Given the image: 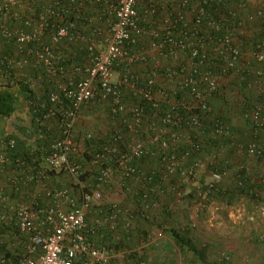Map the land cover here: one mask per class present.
<instances>
[{"label":"trees","instance_id":"trees-1","mask_svg":"<svg viewBox=\"0 0 264 264\" xmlns=\"http://www.w3.org/2000/svg\"><path fill=\"white\" fill-rule=\"evenodd\" d=\"M258 2L262 0H190L184 9L180 0H139L137 9L141 18L140 24L148 27L147 29L159 26L166 16L174 18L177 11L183 8L186 16L172 27L174 36L185 31L194 32L199 26L210 31L215 40L229 27L246 57L237 65L241 67V72L225 71L223 59L216 52L218 45L208 41L207 67L217 71L222 77L217 92L209 100L210 110L193 103L190 88L168 89L164 98L156 105L129 86H122L123 102L128 108L136 106L143 111L141 125L135 130L131 127L132 114L124 112L114 115L111 100L104 99L98 87L96 96L82 106L79 116L83 110L87 113V110L103 109L110 129L106 135L83 132L76 122L73 131L75 150L71 153L70 160L81 166L78 183L67 172L50 170L45 163V157L52 142L62 135L63 125L68 118L67 112L73 108L72 98L64 94L62 87L71 78L78 81L83 77V73L77 68L84 69L91 65L89 47L93 41L101 44L109 33L111 21L115 19L113 6L117 0H18L16 5L5 7L2 13L9 12L6 24L11 29L19 27L33 32L41 23L42 16L46 24L41 36L24 44H19L14 38L4 37L0 26V124L19 110L21 95L25 97L33 114L29 128L24 127L21 130L19 127L21 137L8 132V128L1 129L0 152L6 155V162L0 164V181L7 180L11 187L9 193L2 186L9 201L19 202L23 189L29 184L37 187L39 185L36 198L39 203L38 210L47 208L50 203L44 188H68L77 199H81L84 193H91L97 188L102 168L114 164L112 158L115 154L106 153L105 148L117 144L119 150L126 151L134 140L140 139L147 142L148 152L133 163L143 172L141 182L144 188L137 190L135 195V199L142 202L143 208L139 213L130 210L129 214L134 215L132 227L124 228L127 215H122L121 219L125 222H120L118 228L113 230L108 214L113 206H107V210L97 216V210H103L104 205L92 203V213L87 214L86 220L89 231H97L92 233L96 235L93 239L116 252L129 250L128 258L133 264H140L144 261L142 255L138 251H132L135 241L133 238L128 240L129 237L140 236L142 240L138 239V244L149 242L154 230L152 226H164L163 223H157V218L174 216L180 201L187 204L188 213L193 206L199 205L204 210L218 202L227 205V208L247 207L248 214L255 215L264 207V121L256 122L252 118L253 110L264 100V89L258 88L259 85L264 86V62H259L252 56L256 44L264 38V7H255ZM2 3L3 0H0V5ZM198 6H203L205 10L200 23H197L198 16L193 11ZM65 10L68 11L64 12ZM260 10L263 15L258 14ZM250 14H254L256 18L250 20ZM211 19L224 21L221 31L210 30ZM1 20L2 16L0 24ZM27 21L32 26L27 25ZM59 25L69 26V36L55 43L53 35ZM147 41L145 38L140 40L141 43L137 44L136 49H147ZM46 45H51L62 58L55 64L58 70L55 75L49 74L47 67L39 60V52ZM168 46L171 45L167 44ZM166 52H170L169 48ZM176 52L181 57L184 56L186 62L191 60L190 49ZM172 56L163 58V65H177L178 59ZM25 59L28 63L19 67V62ZM205 67L206 65L204 69ZM154 70L153 61L133 65L132 71L139 78V87H147ZM161 70L165 69L162 67ZM259 70L261 75L257 74ZM31 77L43 78L41 92L33 87ZM162 82L156 84V91L160 89ZM52 93L60 94L59 102L51 101ZM50 109L55 113L50 118H45V124L41 125L39 120ZM170 113L174 117H180V122L165 123L163 119ZM219 128H223L225 132H218ZM156 130H162V138L152 141ZM9 138L15 139V147L3 149L4 142ZM164 139L167 141L166 147H162ZM102 154L106 156L102 157ZM173 157L177 159L178 165L171 173ZM38 172H44V175ZM216 173L221 175L220 180L214 177ZM7 174L20 176L19 189L14 186L12 176L6 178ZM124 174L123 168L115 166V178L111 184H115L117 175ZM28 175H35L36 179L29 181L26 178ZM47 175L51 178L64 177L67 184L49 185ZM108 186L105 185L104 188ZM159 187H164V190L160 191ZM144 194L148 195L147 204ZM23 200L26 203L31 202L26 198ZM155 203L159 207H153ZM4 210V204L0 203V258L18 260L28 256V235L20 232L14 223L2 221L1 213ZM145 215H150V218H141ZM140 219L149 222L147 229L142 232L138 227ZM178 232L175 227L169 229L178 245L188 243L187 235ZM254 239L256 243L264 246V231ZM222 256L225 262L230 259L227 254ZM195 257L194 263L209 264L200 261L204 259L203 250L195 251Z\"/></svg>","mask_w":264,"mask_h":264},{"label":"built area","instance_id":"built-area-1","mask_svg":"<svg viewBox=\"0 0 264 264\" xmlns=\"http://www.w3.org/2000/svg\"><path fill=\"white\" fill-rule=\"evenodd\" d=\"M180 2L184 8L190 3V0H180ZM3 3L0 5V16H2L0 26L4 37L7 39L14 38L19 44H24L30 43L42 35L43 28L46 25L44 16L41 17V23L34 28L33 32L19 27L11 29L6 24L9 12H2L5 7L16 5L18 0H3ZM138 3L139 0H117L116 5L113 6L115 19L111 21L109 33L101 41V44L97 41L91 42L89 47L91 65L84 69L77 68L79 72L83 73V77L78 81L71 78L69 83L62 87L64 94L72 98L73 108L67 112L68 118L63 125L62 135L52 142L46 154L45 163L50 170L67 172L75 179L76 183L80 182L81 166L73 164L70 160V155L75 150L73 131L82 106L96 96L98 87L102 97L111 100L114 115L124 112L132 114L131 127L135 130L136 127L141 125L143 111L136 106L128 108V105L123 102L122 86H129L136 93L141 94L145 99L154 102L156 105L158 101L164 98L167 93L166 90L190 88L193 103L195 102L208 110L209 100L217 92L222 79L217 71L207 67L209 65V54H207L206 47L208 41L215 42L218 45L216 52L223 59L225 71L241 72V67L237 65L241 59L246 57V53L243 52L241 44L237 42L229 27L215 40L212 38L210 31H206L199 26L194 32H181L176 37L173 34L172 27L179 21L184 20L186 15H184L183 8L177 11L174 18L166 16L159 26L156 25V27L147 29L148 27L140 24ZM193 11L196 12V17L198 16L197 23H200L201 16L205 15L204 7H194ZM258 14L263 15V12L260 10ZM255 18L254 14H250V20ZM211 20L209 22L210 30L221 31L224 21ZM26 24L32 26L29 21ZM240 24L243 23L240 22ZM69 31V26L59 25L53 35V41L57 43L67 38ZM144 38L148 39L149 47L144 50L136 49L137 44ZM167 44L171 46L167 47ZM167 48L170 50L169 53L166 52ZM185 49H190L191 53V60L188 62H186L184 56L181 57L176 52V50L182 51ZM169 55H173L172 57L176 60L178 59L177 65H163L162 59L168 58ZM252 56L259 62H264V38L256 44V50ZM59 59L62 58L56 54L51 45L44 46L39 52V60L47 67V71L51 75L57 73L58 70L55 64ZM149 61L154 62L155 70L148 80L147 87L142 88L138 86L139 78L134 75L132 67L137 63H147ZM27 63V59H25L19 62V67ZM115 67H118V70ZM162 67L165 69L164 71L161 70ZM60 69L64 73L63 68L60 67ZM116 71L120 75L117 82L114 80L116 74H118ZM257 74L261 75L262 72L259 70ZM160 81H163V84L156 91L155 86ZM258 88L263 90L264 86L259 85ZM59 100V93L51 94L52 102H59ZM189 108H191L190 104ZM54 113V110L50 109L43 119L39 120L40 124H45V118H50ZM252 118L256 122L264 121V100L259 107L253 110ZM180 120V117H174L172 113L163 119L167 124H176ZM218 132L223 133L225 130L219 128ZM159 138H162V130L161 132L156 130L152 141H157ZM146 143V141L136 139L128 146L126 151L119 150L117 144L106 147V153L115 154L112 158L114 164L102 168L97 188L91 193H84L81 199H77L68 188H44L50 203L47 208L38 210L39 203L37 200H34L31 204L24 201L12 203L5 195L4 187L1 186L0 203L5 206L4 212L1 213L2 221L14 223L20 232L28 235L29 240L27 243L28 256L18 260L0 258V264H113L115 256L128 258L129 250H123L115 254L114 249L107 248L97 239H93L91 234L97 233V231H89L86 218L92 203L99 204L103 199L104 186H110L114 181L115 166L123 168L125 179L134 177L141 180L143 178V172L138 170L133 162L142 158L148 152ZM15 145V139L9 138L8 141L4 142L2 148L9 147L12 149ZM166 146L167 141L164 139L162 147ZM105 156V154H102V157ZM171 161L170 172L172 173L178 165V161L175 157ZM4 162H6V155L0 152V164ZM38 173L44 175V172ZM214 177L217 180L221 179V175L218 173L214 174ZM26 178L29 181L36 179L35 175H28ZM11 180L14 186L19 189L20 176L12 175ZM144 201L146 204L148 203L147 194H144ZM147 208L148 205L145 206V209ZM129 213L130 210L113 206L108 211L111 229L116 230L118 228L122 215H127L124 228L132 227L134 215ZM140 264H145V262L142 261Z\"/></svg>","mask_w":264,"mask_h":264},{"label":"crops","instance_id":"crops-1","mask_svg":"<svg viewBox=\"0 0 264 264\" xmlns=\"http://www.w3.org/2000/svg\"><path fill=\"white\" fill-rule=\"evenodd\" d=\"M255 7H264V3L258 2ZM118 77L120 75L114 78L116 82L119 79ZM31 79H33V87L36 91L41 92L43 85L41 79L43 78L36 77L34 79V77H31ZM32 118L31 108L25 101V97L21 95L19 110L7 119L9 122L8 132L19 134L21 137L22 133L18 130L19 127L21 130L24 127L29 128L32 125ZM77 126L83 132L100 133L101 135H106L107 130L110 129L109 121L103 109L87 110V113L83 110L77 120ZM12 175L7 174L6 178L8 179ZM47 178L49 185L52 183L53 185L56 183L67 184L66 178L61 176L51 178L47 175ZM0 186H4L9 193L11 192L7 180L0 181ZM143 188L140 179L134 177L125 179L124 176L117 175L115 184L104 188L103 199L99 203L100 206L104 205V209L97 210V216L106 211L107 206H119L139 213L143 208L142 202L136 200L135 195L137 190ZM159 188L160 191L164 190V187ZM38 192L39 185L37 187L34 184H29L28 187L23 189L20 201H24L23 198H26L27 201L31 200V204L36 200ZM153 207H159V204L155 203ZM227 207V205L214 202L204 210H201L199 205L193 206L190 213H188L186 212L187 204L180 201V205L175 209L177 213L174 216H159L157 218V223H163L164 226H152L154 230L149 237V242L138 244V239L142 240L140 236L133 235L129 237L128 240L133 238L132 240L135 241L132 244L134 246L132 251L140 252L147 264H196L193 262L196 259L195 251L200 249L204 251V259H200V261L209 264H264V246L259 242L256 243L254 239L264 231V216L258 214L263 211L262 214L264 215V207H261L253 215V222H247L251 217L248 216L244 206ZM90 213H92V208L88 211V214ZM144 217L150 218V215L141 218ZM122 222H125V220L121 219ZM148 224V221L140 219L138 222L139 231H145ZM93 225H95V222ZM173 227L179 231L178 233L181 232V234L187 235L188 243L180 246L174 241L172 233H169V229ZM92 237L96 238V235L92 234ZM223 254L229 255L230 259L225 262ZM133 263L129 258H122L121 256H115L113 262V264ZM198 264L202 263L199 262Z\"/></svg>","mask_w":264,"mask_h":264},{"label":"rangeland","instance_id":"rangeland-1","mask_svg":"<svg viewBox=\"0 0 264 264\" xmlns=\"http://www.w3.org/2000/svg\"><path fill=\"white\" fill-rule=\"evenodd\" d=\"M262 2L264 3V0H262ZM261 2V3H262ZM116 73H118V74H116V76L117 75H119V72L118 71H116ZM8 126H9V122L8 121H3L1 124H0V137H1V135H2V132H1V129L2 128H4V129H7L8 128ZM247 207H245V210H246V212H247V209H246ZM262 211V210H261ZM239 212H240V209H239ZM263 212V211H262ZM262 212H259L258 214H260L261 216H264L263 214H262ZM247 214H248V212H247ZM248 216L249 217H251V219H248V221L247 222H253L252 220V218L254 217L252 214H248ZM254 219H256V218H254ZM249 227V226H248Z\"/></svg>","mask_w":264,"mask_h":264}]
</instances>
